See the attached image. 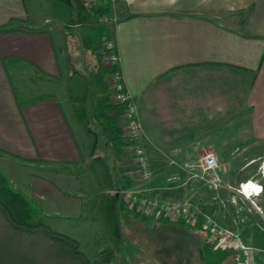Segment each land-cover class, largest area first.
Segmentation results:
<instances>
[{"label":"crops","instance_id":"obj_1","mask_svg":"<svg viewBox=\"0 0 264 264\" xmlns=\"http://www.w3.org/2000/svg\"><path fill=\"white\" fill-rule=\"evenodd\" d=\"M49 2L39 10L29 0H0V26L20 22L17 31L0 33V153L13 160L10 186L43 215L70 222L110 209V224L115 204L108 197L126 205L122 194L136 190L125 174L131 158L123 115L111 101L97 52L103 43L94 49L97 62L87 55L89 76L79 74L70 26L56 20ZM108 15L106 40L117 48L150 169L156 160L178 165L205 150L239 163L227 149L256 152L244 169L264 170V0H113ZM14 79H25L22 88L37 96L20 101L22 83ZM237 181L263 187L251 208L237 206L238 188L226 185L208 206L200 196L196 210L240 236L256 250V264H264V181L245 173ZM127 209L130 229L139 226L141 216ZM138 226L132 241L144 250L133 264L231 262L228 254L202 253L203 239L182 228ZM76 244L48 225L17 226L0 206V264H87L84 253L74 252Z\"/></svg>","mask_w":264,"mask_h":264},{"label":"rangeland","instance_id":"obj_2","mask_svg":"<svg viewBox=\"0 0 264 264\" xmlns=\"http://www.w3.org/2000/svg\"><path fill=\"white\" fill-rule=\"evenodd\" d=\"M45 1H50V6L55 9L53 10V15H55L56 20L70 26L68 30L66 29L67 38L69 42H72L73 48L71 49H76L72 52L74 53V59L78 73L83 76H89V73L87 71L90 70V63L87 55L91 54L93 56V63H95V61L97 62V55L94 53V49H97L96 47H98L99 44L109 41L106 40V32L108 29L105 26H107V23L112 17H110L108 14H105L104 8L108 4L112 6L113 0ZM31 3L32 6L34 3H39V5H34L36 9L39 8L40 10L42 7L46 8V6L42 4L43 0H29V4ZM47 13H49V10L44 11V14ZM105 18L107 19V21H104ZM10 21L12 22V20ZM97 52L99 53V51ZM99 71L102 72V69L100 68ZM23 80V82L22 80H18L17 83V81L14 79V83H16V86L19 87L22 83L20 92L18 91L19 100L24 101L36 97V94L22 88L24 85H28L26 84L25 79ZM103 92H105L104 89ZM224 151H227V156L230 154L232 156V154L234 153L237 154V158L233 160H238L239 163L235 165H229L228 158L217 160L218 170L216 172L218 173L217 175L220 179L219 186L217 187L210 185L209 183V179L213 178L212 174L205 176L206 181H202L200 179H197L200 176V173L197 170H193L191 172L189 169L191 168V166H195L196 164H198L199 161L207 154H210V150H205V152H202V156H197V154L195 153L196 155L193 154L192 157L193 160H186V162L178 165H175L171 160H156V165H151V178L146 181H143L138 176L134 175L133 167L135 168L136 165L134 164V158L131 155L130 151L129 157L132 161H126L125 174H127V178H131L132 180H134V185L136 187L135 192L137 190H140L137 192H140L142 195H146L160 202L185 205L190 208L191 211L201 216L202 214H199L196 210L198 204L197 202L198 199H200V196H205V203L206 206H208L207 200L212 198L213 194L220 189V186L236 185V187L239 189V184L241 182H235V179H237L239 176L242 179L244 173L247 174L249 178L253 177L259 182L264 181V177L261 178V172L264 173V170L260 171L259 166L254 164L249 168L244 169L248 166H246L244 163L247 160H251L250 157L254 156L256 152L254 153L253 151H251V153H248L246 155L244 152V154L239 155L240 152L237 153V150L231 151L229 153V150L227 149H224ZM11 163H13V160H11L9 156L0 153V173H2L7 178L10 174L9 168L11 167ZM173 173L176 174V178L174 180L171 178ZM197 180L199 181V183H197ZM118 184L117 181H115L112 185L113 187L117 188ZM143 189L148 190V192L145 193ZM149 189L151 190L149 191ZM130 192H132V190H130ZM107 197L108 195H105V201L107 200ZM108 198L109 200H112V204H115L113 205L114 215L112 218L114 222H110V224H108V219L106 218L108 214H112V211L110 209H107L106 212L102 211L103 213L91 214V218L88 214H86V216L82 220H75L70 222H55L50 217L40 213V211L38 210V212L34 213V222L39 223L42 226L48 225L54 231H60L62 233L69 234L72 239H74V241L78 244V250L86 255V259L89 264H130L133 257H138V249H136L132 241V239L137 240V237L140 234H134V232L138 230L134 229V227L138 225L134 223L133 228L130 229L129 224L127 223V215L129 213V210L127 209L128 207L126 205H123L118 199L110 197ZM253 203H256V200L252 199V197L247 200L244 199V197H236L235 199V204L241 208H251ZM209 216L213 218L211 215ZM141 218L140 219L142 220V223H147V219L143 217ZM118 222L121 223L120 227L118 226ZM186 224L189 225V223ZM104 226L106 227V229L104 228ZM142 226L143 225L140 224L138 227L143 228ZM152 226L156 227L155 224ZM196 228L197 227H194V229ZM144 229H141L142 234ZM106 234L109 237H106ZM104 235L106 238L104 237ZM117 235L119 240L116 239ZM199 236L202 237L203 235L199 234ZM103 240L105 242H103ZM217 256L219 257V254ZM229 263L231 262L229 261Z\"/></svg>","mask_w":264,"mask_h":264},{"label":"built area","instance_id":"obj_3","mask_svg":"<svg viewBox=\"0 0 264 264\" xmlns=\"http://www.w3.org/2000/svg\"><path fill=\"white\" fill-rule=\"evenodd\" d=\"M104 21H107L105 18ZM99 52L102 63L108 71V83L112 103L121 109L123 115L125 140L131 155L134 158V175L141 180L146 181L151 178L149 163L144 155L141 146V128L138 123L136 108L132 101V97L125 88L123 77L119 69V57L115 44L112 41L104 42ZM192 172L197 170L200 176L197 179L206 181V177L212 174L213 178L209 179L210 185L219 186L220 179L218 177V162L214 154H207L198 164L189 168ZM196 176V175H195ZM137 177V178H138ZM245 184H240L237 193L249 199L254 190L248 187L249 192H245ZM256 193V192H254ZM251 195V196H250ZM258 195V194H257ZM256 195V197H257ZM123 201L126 205L133 209L141 217L147 219L148 224H157L160 221H184L192 227H197L202 232L210 233L217 236L215 249L218 251H227L235 256V264H256L255 249L246 245L240 236L235 234L229 228L219 224L214 218L203 215H197L185 205L160 202L156 199L142 195L140 192H126L122 194ZM192 223V224H191Z\"/></svg>","mask_w":264,"mask_h":264},{"label":"trees","instance_id":"obj_4","mask_svg":"<svg viewBox=\"0 0 264 264\" xmlns=\"http://www.w3.org/2000/svg\"><path fill=\"white\" fill-rule=\"evenodd\" d=\"M111 10V5L108 4L104 8L105 14H109ZM20 24L19 21L12 20L10 21L7 25L5 26H0V33L5 34V33H10L17 31V28L15 25ZM0 206L6 211L8 214L9 218L11 221L22 228L25 229H36L39 227H42L39 223L34 222V213L38 212V209L34 206V204L29 201L27 198H25L21 193L18 191L14 190L10 185H9V180L7 177H5L2 173H0ZM146 230H150V226L148 223L145 224L141 223ZM164 225H169V226H176L179 228H182L183 230L187 231L191 235H195L197 237H200L199 234L203 235L201 238L203 239L202 247H201V252L202 253H221L223 255H230L231 256V264H235V256L227 251H218L215 249L216 243H217V236L202 232L201 230H198L197 228L194 229V227H191L187 225L184 221H179V222H173V221H164V222H159L157 223L156 229L161 228ZM66 237V236H65ZM67 239H70L69 237H66ZM136 249H138L137 254L143 253V246L139 247L138 245H135ZM78 246L77 244L75 245L74 252L77 254H80L79 251L77 250ZM159 252V251H158ZM136 254V253H135ZM135 259L138 261L139 259L136 257H133L131 259V263H136ZM139 263V262H138ZM87 264L88 261H87ZM140 264H150L149 261H146L144 259H140ZM155 264V263H152Z\"/></svg>","mask_w":264,"mask_h":264},{"label":"bare ground","instance_id":"obj_5","mask_svg":"<svg viewBox=\"0 0 264 264\" xmlns=\"http://www.w3.org/2000/svg\"><path fill=\"white\" fill-rule=\"evenodd\" d=\"M248 187H254L255 188V191L254 192H256V193H254L253 191H251L252 192V196H256L259 192H260V190H261V188L260 187H257V186H253V184L250 182L248 185H247V187L245 186V192H249L248 191ZM251 196V195H250ZM257 196H259V194L257 195Z\"/></svg>","mask_w":264,"mask_h":264},{"label":"clouds","instance_id":"obj_6","mask_svg":"<svg viewBox=\"0 0 264 264\" xmlns=\"http://www.w3.org/2000/svg\"><path fill=\"white\" fill-rule=\"evenodd\" d=\"M260 188H261V190H260V192H259L258 194H261V193H262V191H263V187H262V186H260Z\"/></svg>","mask_w":264,"mask_h":264}]
</instances>
